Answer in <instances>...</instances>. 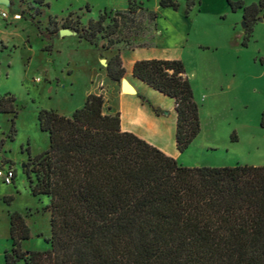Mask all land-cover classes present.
I'll return each instance as SVG.
<instances>
[{
	"label": "trees",
	"instance_id": "16d2710c",
	"mask_svg": "<svg viewBox=\"0 0 264 264\" xmlns=\"http://www.w3.org/2000/svg\"><path fill=\"white\" fill-rule=\"evenodd\" d=\"M183 1L187 15L195 0ZM34 2L41 5L43 0ZM228 5L233 12L243 10L247 40L261 11L264 19V0L251 5L228 0ZM159 6L178 9L172 0H160ZM122 13L116 12L117 17ZM117 17L110 26L103 25L104 15H99L86 26L64 28L96 45L98 35L119 32ZM106 64L109 80L119 82L125 74L120 56L115 54ZM131 74L173 100L175 147L185 152L200 132V121L182 61L137 60ZM136 95L156 117L163 115ZM22 110L13 95L0 97V114L12 115L11 140ZM37 122L49 145L29 160L31 168L25 174L30 194L49 199L42 208L49 214L50 236L45 239L49 247L22 250L21 243L32 234L27 216L13 212L12 248L4 253V264H264V166L178 164L123 131L119 112L104 113L102 95L89 94L70 115L41 110Z\"/></svg>",
	"mask_w": 264,
	"mask_h": 264
},
{
	"label": "rangeland",
	"instance_id": "374dc122",
	"mask_svg": "<svg viewBox=\"0 0 264 264\" xmlns=\"http://www.w3.org/2000/svg\"><path fill=\"white\" fill-rule=\"evenodd\" d=\"M11 1L9 7L0 4L7 14L6 18L0 16V97L13 95L23 110L15 118L12 140L8 137L12 115L0 114V170L8 167L15 171L13 184L6 185L0 178V264H4V253L12 248L9 216L13 212L27 216L32 234L30 240L21 243L22 250L49 247L45 242L50 236L49 214L42 212L49 199L30 194L25 174L31 168L29 160L49 145L48 135L38 127L39 111L70 115L89 94L102 95L104 113L119 112L121 126L123 122L152 142L173 149L170 133L158 134L143 115L137 114L134 103L120 100L121 80L110 81L101 63L115 54L127 70L134 57L145 59L141 57L152 54L138 48L158 44L167 48L161 55H177L174 59L184 64L199 107L200 132L180 153L178 164L264 166L262 11L250 37L244 40L243 10L233 12L228 0H195L187 15L183 0H172L178 3V9L167 8L162 15L156 13L164 10L160 0H133L130 6L128 0H43L41 5L34 0ZM229 1L251 5L260 0ZM116 12L123 15L118 18ZM156 14L165 20L155 23ZM99 15H104L105 26L117 17L119 32L111 37L98 35L96 45L79 39L77 34L59 35L62 29L73 31L65 25L86 26ZM122 78L137 88L129 72ZM145 97L152 104L156 101L154 107L167 103L151 93ZM30 177L34 182L33 174ZM9 197L12 200L6 202Z\"/></svg>",
	"mask_w": 264,
	"mask_h": 264
},
{
	"label": "crops",
	"instance_id": "0c3cea01",
	"mask_svg": "<svg viewBox=\"0 0 264 264\" xmlns=\"http://www.w3.org/2000/svg\"><path fill=\"white\" fill-rule=\"evenodd\" d=\"M162 9H164V10H161V11L159 10L156 13L157 14L158 13L159 14L161 13V15H162L163 12L168 11L167 8H162ZM157 14H156V18H155V23L159 22L161 20V18H163L162 20H165L164 17L159 16ZM179 40L180 41H183V38H180ZM138 49L139 50H145V51L150 50L152 52V54H150V55H147L145 57H141V58H145V59H174V58H178L177 55H174L172 57H167V56L161 55L164 52H166L167 48L164 47V46H159L158 44H153L151 46L144 47V48H138ZM121 51H123V49ZM126 52H128V51H126ZM159 52H162V53H159ZM138 58L139 57H134L130 61L129 65H127L128 66V69L127 70L124 68L125 69V72H129V74L131 76V79L134 80L137 83V88H134V89L136 90V92L139 95H141L143 97L147 96L148 93H151L152 96L155 97L156 99L162 100L164 102L166 101L167 103L166 104H162L161 105V108H159L157 106L156 107L159 108V109H161L162 111H167V112H166V114L164 112L163 115L160 116V117H156L152 113V111L150 110V108L146 104H143L141 102V100L137 97L136 94L135 95H133V94L132 95H127V94L125 95V92H123L121 88H120V100H124V101L128 100V101H131L132 103H134V107H135V110H136L137 114L143 115V119L146 122H148L151 125L152 129H154L155 132H157L158 134H164L165 132L170 133V135H171V143H172L173 149H171L169 151L168 149H166V148L158 145L157 143L152 142L148 137L144 136L143 133H141L140 131L134 129L133 127H130L129 125H124L123 122H122L121 129L123 131L131 132V133L137 135L138 137L142 138L143 140H145L146 142H148L150 144L152 143L153 146L155 145V146L159 147L158 148L159 150H161L166 155H168V156L176 159V161H177L180 153L176 150L175 142H174L175 120H176V114H175V111H174V102H173V100H171V99H169L167 97L165 98V96H163V95L162 96L164 98L163 97H159L157 94H155L153 92L154 90L150 89L149 87H147L143 83H142L143 84L142 85L139 80H137V79H135V78L132 77V74H131L132 65H133V63L135 61L141 60V59H138ZM122 66H123V64H122ZM153 102H155V103H153L155 105L156 104V101H153ZM150 103L152 104V102H150ZM170 113H172V116L169 117Z\"/></svg>",
	"mask_w": 264,
	"mask_h": 264
},
{
	"label": "water",
	"instance_id": "95a60500",
	"mask_svg": "<svg viewBox=\"0 0 264 264\" xmlns=\"http://www.w3.org/2000/svg\"><path fill=\"white\" fill-rule=\"evenodd\" d=\"M0 4H3L4 6L9 7L10 6V0H0ZM242 25L244 28L245 27L244 22L242 23ZM59 35L60 36L76 35V32H73V31H70L67 29H62L59 31ZM101 63L104 66L107 65L105 60H102ZM120 86H121V89L123 92L130 93L133 95L137 94L136 90L128 83V81L125 78L121 79ZM165 114H166V112H165Z\"/></svg>",
	"mask_w": 264,
	"mask_h": 264
},
{
	"label": "built area",
	"instance_id": "2783aa9c",
	"mask_svg": "<svg viewBox=\"0 0 264 264\" xmlns=\"http://www.w3.org/2000/svg\"><path fill=\"white\" fill-rule=\"evenodd\" d=\"M0 16L2 18H6L7 14L6 12L0 9ZM18 17L19 16L15 15V18H18ZM14 177H15V171L13 169L7 167V168L0 170V178L4 184L6 185L13 184Z\"/></svg>",
	"mask_w": 264,
	"mask_h": 264
}]
</instances>
